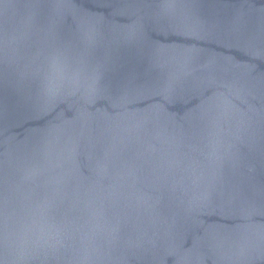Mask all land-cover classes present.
Wrapping results in <instances>:
<instances>
[{
  "label": "water",
  "instance_id": "water-1",
  "mask_svg": "<svg viewBox=\"0 0 264 264\" xmlns=\"http://www.w3.org/2000/svg\"><path fill=\"white\" fill-rule=\"evenodd\" d=\"M0 264H264V0H0Z\"/></svg>",
  "mask_w": 264,
  "mask_h": 264
}]
</instances>
